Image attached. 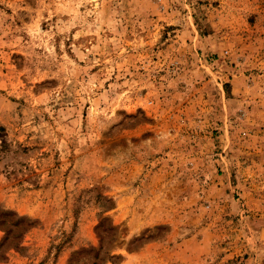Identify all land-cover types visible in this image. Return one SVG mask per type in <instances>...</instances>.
<instances>
[{"label":"rangeland","instance_id":"rangeland-1","mask_svg":"<svg viewBox=\"0 0 264 264\" xmlns=\"http://www.w3.org/2000/svg\"><path fill=\"white\" fill-rule=\"evenodd\" d=\"M0 264H264V0H0Z\"/></svg>","mask_w":264,"mask_h":264}]
</instances>
